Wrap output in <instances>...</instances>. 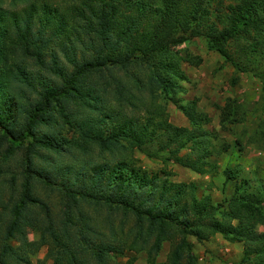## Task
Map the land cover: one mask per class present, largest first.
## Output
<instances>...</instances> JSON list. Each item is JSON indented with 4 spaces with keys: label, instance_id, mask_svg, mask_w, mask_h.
<instances>
[{
    "label": "trees",
    "instance_id": "trees-1",
    "mask_svg": "<svg viewBox=\"0 0 264 264\" xmlns=\"http://www.w3.org/2000/svg\"><path fill=\"white\" fill-rule=\"evenodd\" d=\"M12 1L24 6L19 13L0 7V64L7 67L6 77L31 87L35 78L22 64L32 61L37 72L47 69L54 78L40 83V100L17 106L6 99L0 83L1 138L11 142L12 150V143L31 138L26 159L31 170L23 172L17 199L10 198L0 212V224L5 219L0 264H32L31 257L42 247L50 264H121L120 256L126 257L123 264H134L127 254L139 252L146 254L148 264H158L165 242L170 251L162 264H197L188 239L204 243L214 236L242 245L239 264H264V234L256 232L264 225L260 204L239 195L214 206L208 196H197L194 184L170 182L166 172L143 170L133 158L135 150L148 158L167 151L184 168L200 175L209 171L205 116L190 102L179 108L190 128L175 127L158 103H176L173 97L182 92L179 83L187 80L181 64L201 61L169 49L185 38L178 29L161 26L164 12L170 2L195 9L204 0H161L163 7L153 6L160 0H65L66 13L61 15L36 0ZM237 9L231 26L207 41L209 51L232 64L225 45L250 23L255 5ZM158 13L163 14L158 21L150 19ZM72 33L83 35L77 38L81 56L77 58L71 44L63 52L65 64L48 49L61 39L73 42ZM47 53L48 68L43 61ZM65 127L70 137L61 135ZM147 145L156 151L149 153ZM184 149L189 154L179 157ZM73 150L97 152L98 160L89 170H33L31 158L40 152ZM224 175L225 181L232 179L230 170ZM27 229L37 232L38 240L28 241ZM11 240L23 246L15 247Z\"/></svg>",
    "mask_w": 264,
    "mask_h": 264
},
{
    "label": "rangeland",
    "instance_id": "rangeland-1",
    "mask_svg": "<svg viewBox=\"0 0 264 264\" xmlns=\"http://www.w3.org/2000/svg\"><path fill=\"white\" fill-rule=\"evenodd\" d=\"M36 1L40 7L48 4L56 8L60 15L66 13L65 0ZM143 2L149 4L152 0ZM249 2L255 5L250 23L242 26L239 35L225 45L232 64L218 53L209 51L207 41L218 31L228 29L234 16L233 10L238 11L237 7ZM170 4L171 2L164 12L165 22L161 26L178 29L179 35L184 34L185 41L172 45L169 49L182 57H198L201 61L196 66L185 62L181 64L187 80L179 83L182 92L173 97L176 103L173 104L166 99L157 102L164 105L168 122L175 127L190 128L188 119L179 109L190 102H194L195 110L205 116L207 122L203 124V129L210 135L211 152L205 160L207 163L205 168L209 171L200 175L184 168L176 163L167 151L155 153L154 157L148 158L135 150L133 158L143 170L166 172L170 182L194 184L197 196L199 198L208 196L214 206H219L230 198L244 195L260 204V210L264 213V0H204L195 9H191L189 4L182 7L177 3L175 6ZM155 5L163 7V2L160 0V3L153 4ZM23 6L22 3L12 0H0V7L10 12L19 13ZM199 7H201L199 10V13L202 12L201 17L196 13ZM153 15H150V19L156 21L163 16L161 13ZM193 16L196 18L193 19ZM79 35L83 37L82 34ZM80 36L70 34L73 40L71 43L65 39L56 41L48 49L49 53L57 55L67 64L63 52L65 53L73 44L76 47L74 50L77 58H80L81 47L77 40ZM11 41L14 40H8L10 47H12ZM49 53L43 59L46 68L51 62ZM22 65L25 66L29 77L35 78L31 87L12 83L5 75L7 67L0 64V83L6 88L4 89L7 94L6 99L15 106L26 102L34 104L40 100L41 97L38 95L42 90L40 83H47L51 81L50 78H54L47 69L37 72L38 68L32 61ZM145 99L148 100L147 95ZM61 135L71 136L68 127L64 128ZM30 142L31 138H26L19 143H12L14 146L12 150L11 142L2 139L0 135V212L10 198H13V201L17 199L24 182L23 172L31 170L26 163ZM146 149L149 153L156 151L154 146L147 145ZM187 154L189 150L184 149L179 157ZM97 158V152L83 155L73 150L60 154L40 152L39 156H33L31 159L34 163L33 170H89L91 162H97ZM225 170H230L232 174L230 181H225ZM42 192L49 193L41 189L40 193ZM51 200L54 202L55 198L52 196ZM4 220L0 224V231ZM256 232L264 234V225L257 226ZM38 237V233L34 230H26L28 241L38 240ZM188 240L193 245L197 264H239L242 258L241 249L239 251L232 247L220 236H214L204 243H198L192 238ZM10 244L15 247L23 246L12 240ZM239 246L242 245L238 244ZM169 251L170 244L163 243L156 257V263H165ZM127 256L135 259L134 264H148L144 252L129 253ZM45 257L46 247H42L31 257V262L32 264L43 262ZM117 260L123 264L126 257L120 256ZM45 264H50V261H45Z\"/></svg>",
    "mask_w": 264,
    "mask_h": 264
},
{
    "label": "crops",
    "instance_id": "crops-1",
    "mask_svg": "<svg viewBox=\"0 0 264 264\" xmlns=\"http://www.w3.org/2000/svg\"><path fill=\"white\" fill-rule=\"evenodd\" d=\"M231 246L234 247V248H236V249H239V251H240V249H241V251H242V246H239V247H238V244H235V245H232V244H231ZM230 264H231V263H230Z\"/></svg>",
    "mask_w": 264,
    "mask_h": 264
}]
</instances>
